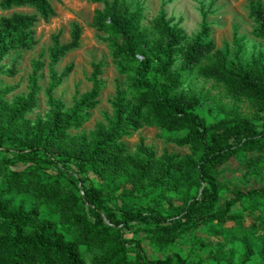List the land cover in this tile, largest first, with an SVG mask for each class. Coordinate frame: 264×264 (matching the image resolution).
<instances>
[{"label": "trees", "instance_id": "1", "mask_svg": "<svg viewBox=\"0 0 264 264\" xmlns=\"http://www.w3.org/2000/svg\"><path fill=\"white\" fill-rule=\"evenodd\" d=\"M87 1L103 5L93 28L128 85L117 88L112 117L90 134L71 133L90 121L105 89L101 62L93 65L92 90L72 108L55 97L73 66L60 76L54 68L81 48L83 29L74 24L70 43L53 37L45 117L29 118L43 62L35 63L27 95L10 102L14 88H0V264H264V182L249 189L222 180L234 160L243 179L264 164V51L245 64L231 58L212 40L206 15L190 39L164 9L149 30L140 4ZM22 8L35 13L0 17V77L18 75L4 61L33 50L37 24L57 16L51 0L0 1L3 12ZM248 9L253 37L264 40V0H250ZM190 76L223 88L233 104L207 108L185 89ZM240 103L253 108L252 117ZM145 128L188 154L157 157L144 138L131 153L125 139ZM200 228V252L154 258L145 249L163 252Z\"/></svg>", "mask_w": 264, "mask_h": 264}, {"label": "rangeland", "instance_id": "2", "mask_svg": "<svg viewBox=\"0 0 264 264\" xmlns=\"http://www.w3.org/2000/svg\"><path fill=\"white\" fill-rule=\"evenodd\" d=\"M1 1V0H0ZM112 1V0H111ZM140 4L145 9L143 21L144 27L151 30L154 18L161 12L166 11L173 25L178 26L184 33L193 39L202 29L204 16L212 27V40L218 49L227 51L231 58L240 59L244 64L264 51V40L253 37L255 28L254 22L249 18L250 0H129ZM56 9L57 16L49 23L40 21L37 24L36 32L38 45L31 51L20 50L12 53L4 61L9 68L16 66L19 71L14 78L0 77V88L12 87L13 93L8 96L11 102L16 97L25 96L29 93V79L33 73L36 62H43L44 69L40 78L42 91L38 95V107L29 115L35 121L38 117H45L48 112L46 92L52 82V70L50 68L49 50L53 46V37L60 36L62 44L70 43L72 39L73 25L78 24L83 29L81 48L68 54L54 68L58 75H62L69 66H73L70 76L64 79L61 87L55 91V97L61 100L69 109L72 108L75 99L90 92L93 84L89 81L93 74V65L103 62L104 73L100 77L105 89L101 94L100 105L92 112L90 121L80 131L73 130V135L81 133L90 134L94 132L97 125L104 122L105 115L112 117L113 111L111 102L116 96L118 87L126 89L128 79L117 71V66L112 58V51L107 42L104 41V34L98 33L93 28V17L97 9H102V4H92L87 0H51ZM13 13L34 14L35 11L29 8L14 9L3 12L0 9V17L10 16ZM238 43L239 46L236 44ZM179 66V65H178ZM185 89L201 96L205 106L208 108L215 104L217 109L222 105H232L233 102L227 97L221 87H215L213 82H208L197 76L185 77ZM241 112L248 117L254 114L253 108L247 103L238 104ZM162 132L155 128H145L136 133L132 138L125 139L131 153H134L139 144L140 138L145 139V144L157 156L186 155L188 148H181L160 139ZM245 168L237 161H232L222 178L232 188L241 185L244 188H254L264 182V164L257 176L243 179ZM240 210L236 206L234 211ZM200 228L195 233H187L178 239L169 249L163 252L158 248L145 246L150 257L164 258L173 252L182 255L200 252L196 237L205 233Z\"/></svg>", "mask_w": 264, "mask_h": 264}]
</instances>
